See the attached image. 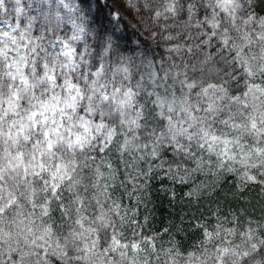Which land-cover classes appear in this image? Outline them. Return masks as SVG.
Segmentation results:
<instances>
[{
  "label": "clouds",
  "instance_id": "1",
  "mask_svg": "<svg viewBox=\"0 0 264 264\" xmlns=\"http://www.w3.org/2000/svg\"><path fill=\"white\" fill-rule=\"evenodd\" d=\"M0 264H264V0H0Z\"/></svg>",
  "mask_w": 264,
  "mask_h": 264
}]
</instances>
